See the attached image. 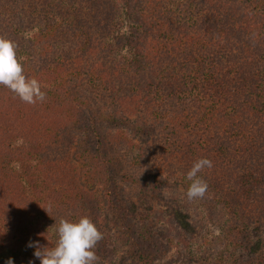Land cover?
I'll return each mask as SVG.
<instances>
[{
	"label": "trees",
	"instance_id": "trees-1",
	"mask_svg": "<svg viewBox=\"0 0 264 264\" xmlns=\"http://www.w3.org/2000/svg\"><path fill=\"white\" fill-rule=\"evenodd\" d=\"M0 36L46 93L0 85V264L82 217L97 264H264V0H0Z\"/></svg>",
	"mask_w": 264,
	"mask_h": 264
},
{
	"label": "clouds",
	"instance_id": "clouds-1",
	"mask_svg": "<svg viewBox=\"0 0 264 264\" xmlns=\"http://www.w3.org/2000/svg\"><path fill=\"white\" fill-rule=\"evenodd\" d=\"M16 48L15 42L0 36V85L15 93L24 103L34 105L37 101L43 102L46 93L35 78L25 76ZM205 167H213L212 161L201 158L186 174L187 180L191 181L186 192L190 201L202 199L207 193V182L198 176ZM57 234L58 241L52 249L42 248L39 241L29 242L28 247L36 249L34 256L40 260V264H97L99 258L93 249L103 239V234L88 217H82L78 222L61 218ZM7 264H12L11 258Z\"/></svg>",
	"mask_w": 264,
	"mask_h": 264
},
{
	"label": "rangeland",
	"instance_id": "rangeland-1",
	"mask_svg": "<svg viewBox=\"0 0 264 264\" xmlns=\"http://www.w3.org/2000/svg\"><path fill=\"white\" fill-rule=\"evenodd\" d=\"M75 144V142H74ZM73 148V146L71 147V149ZM74 150V149H73ZM193 245L196 247V248H200L202 249L203 247H205V241L202 239L201 236L198 235V237H196L195 239H193ZM208 248V247H207Z\"/></svg>",
	"mask_w": 264,
	"mask_h": 264
}]
</instances>
